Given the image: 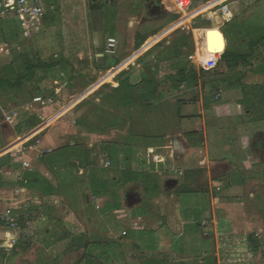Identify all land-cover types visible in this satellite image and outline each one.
<instances>
[{"label":"crops","instance_id":"obj_1","mask_svg":"<svg viewBox=\"0 0 264 264\" xmlns=\"http://www.w3.org/2000/svg\"><path fill=\"white\" fill-rule=\"evenodd\" d=\"M260 1L193 0L186 15L172 0L71 1L92 19L94 44L73 57L70 50L51 60L29 55L33 65L42 63L34 76L0 88L6 143L0 153L12 158L4 165L0 160V264H79L88 253L110 264H264L249 241L264 232V28L241 29L264 18ZM173 14L182 18L169 21ZM198 18L208 26L193 27ZM144 19L158 23L156 30L142 31ZM127 22L133 50L119 46ZM183 26L196 48L185 43L176 49L177 41L167 39ZM211 30L220 31L224 47L217 68L204 70L197 62L204 57L199 40ZM111 37L118 41L117 57L105 53ZM137 37L144 40L138 49ZM135 90L140 100L130 97ZM20 109L38 119L23 134L15 122ZM91 114L102 118L100 128L92 126ZM156 129L162 133L154 135ZM101 139L109 142L107 161L116 173L147 164L136 172L140 178L147 173L148 183L139 184L157 197L154 203L139 192L126 196L127 202L140 197L128 208L91 196V166L82 164L81 154L92 153ZM66 148L72 150L60 151ZM163 185L173 193H164ZM234 193L237 198L229 196ZM6 214L20 226L16 249ZM81 236L112 243L78 248L72 240Z\"/></svg>","mask_w":264,"mask_h":264},{"label":"rangeland","instance_id":"obj_2","mask_svg":"<svg viewBox=\"0 0 264 264\" xmlns=\"http://www.w3.org/2000/svg\"><path fill=\"white\" fill-rule=\"evenodd\" d=\"M71 1L72 0H48L47 2H45L48 14H47V19L45 20V23H44V27L40 32L32 34V35H26L25 33H23L20 28L19 21L15 18L7 19V20H4L2 23H0V47H2V45L4 44L8 45V48L5 50L4 53L2 52L3 50H0V52H2L0 53V80L3 78H7V79H12L13 81H15V79L17 78V72L21 74L25 73L24 67L27 64L26 59L29 55H34L36 58L41 59V60H48V59L51 60V59H54L55 54H58L59 56H62L64 54L66 56V52L70 50V55L73 57L75 56V54L78 53L79 50H82V52L83 50L86 51L92 44H94V42L96 41L97 35H95L92 32L93 30L92 29L93 22L91 21L92 19L89 17L88 12L86 10H84L83 13H77L74 10L75 7L71 5ZM259 5H261V7L262 6L264 7V0H261ZM51 7H53V10L50 9ZM54 9H58V11H55ZM254 9H256V7ZM177 17L178 19L182 18L181 15L179 14L178 15L173 14L171 18H169V21H172ZM201 20L202 18H198L196 22L193 21L194 23H192V26L193 27H197V26L207 27L208 25L202 22ZM256 20H261V21H251L249 22L251 24H245L244 27H241V29L243 28L251 29V27H258L260 26V24H262L261 26H263L264 28V18L263 19L260 18ZM146 21L148 20H145V19L143 20L144 23H146ZM166 24L167 23H165V25ZM183 24L184 23H182L181 25ZM157 25L158 23H153L152 25L149 26L146 23V25H142L140 28L143 29L142 31L152 32L153 30H156ZM126 27L127 29H126L125 35H121L120 37H118L119 44H120L119 46L120 48L125 47V48H131L133 50L134 48L133 45L129 44L130 32L129 31L127 32V30H129L131 26L128 24V22H127ZM107 28H108L107 32H112L111 30H109V27ZM234 28L240 29L238 26L237 27L234 26ZM184 33L186 34L184 35ZM183 36H186L189 39L186 42L187 46L193 44L195 48L197 47V43L195 41V38L192 32H188L184 26L181 27L179 30H177L174 34L170 36V38H167V39L178 42ZM199 36L200 37L203 36L201 32L199 33ZM4 37H5V40H4ZM199 41L203 42V39H200ZM36 62L37 61L35 60V63ZM15 64L17 66H15ZM140 95L141 94L139 93V91L135 90L133 94L130 95V97H132L134 100L136 99L140 100ZM117 101L118 103L122 102L121 96L119 97ZM1 115L2 114L0 113V116ZM91 115L90 117H91L92 126L100 128L101 124H99V122L100 120H102V118H100L99 116L100 118L99 120L97 116H94L93 114ZM36 117L37 116L34 115L33 112L23 111L20 109V112H18L17 114L18 120L15 122H17V124L19 123V125H17L18 127L21 126L20 132L22 134L23 132L27 131L31 123H34L35 121L38 120ZM139 119L142 121L144 120L141 118ZM9 120L10 122L14 123L13 119L10 118ZM131 121L133 125L136 123V119H132ZM107 132H108L107 135L110 136L109 134L111 132L110 131H107ZM135 133L137 132L135 131ZM152 133L154 135H159L162 132L156 129V130H152ZM108 143L109 142H105L104 140L101 139L94 144V147L90 148L93 150V152L91 153L90 159L93 161L92 163L95 167L91 166L89 168V172H90L89 175L90 176L94 175L96 173L95 172L96 170L98 172V174L96 175L101 179L107 180V182L109 183V191L111 193L115 192V193L122 194V198H121L123 201L122 206H125L126 208L130 207L128 202L126 201V196L129 193L139 192L141 196L143 197L142 201L148 204L154 203L157 197L145 195V193L143 192V190L145 189L144 186L139 184V182L141 183L145 182V184H147V178H146L147 173L144 172L145 175H143V177L140 178L142 173L136 172L140 169L148 170V167L146 166L147 164L143 166V165H140L139 163L138 164L135 163L133 165H130L129 166L130 169H128L127 171H121V172L118 171L116 173L115 168L111 166L106 167V164L108 163L107 154H108V150L110 147ZM3 144H6V143L3 139V136L1 138V133H0V146H2ZM150 153L152 154V152ZM6 154L7 152L0 153V160H3L2 161L3 165L10 163L12 160V158L10 156H6ZM90 176L89 178H91ZM89 178L88 180H89L91 196H92L91 181ZM133 182L134 184H131ZM127 183L129 185L125 186ZM162 189H164V193L166 194H168V192H170L171 194L173 193L172 192L173 189H166L164 185ZM237 194L238 193H234V194H230L229 196L237 198L238 197ZM122 212H127V210L124 209ZM24 223L25 222H22L21 224L24 225ZM25 227L27 229L32 228V226H28L27 224H25ZM31 231L32 230H29V234ZM17 233L20 235V231H18ZM12 240H10L9 244L10 246L14 247L16 244H13ZM256 240L258 244V250H261L260 252L264 254V232L262 231L258 232L256 236ZM90 243L96 244L98 246L100 245L104 249H107L109 246V243H112V241L109 238H104L101 240L98 239L95 243H92V242ZM23 247H26V246H23ZM112 253L114 256L115 252L112 251ZM106 256H109V255H106ZM107 259L108 261H106ZM107 259L106 258L103 260L101 259L102 262L100 263L110 264L108 263L109 258ZM197 260L199 259H196L194 261L196 264L200 263L199 261H202V260H199L197 263ZM209 264H212V261Z\"/></svg>","mask_w":264,"mask_h":264},{"label":"built area","instance_id":"obj_3","mask_svg":"<svg viewBox=\"0 0 264 264\" xmlns=\"http://www.w3.org/2000/svg\"><path fill=\"white\" fill-rule=\"evenodd\" d=\"M182 15L190 14L193 8V0H172ZM53 9V7L51 8ZM224 14H229L227 7L223 8ZM47 7L44 0H0V23L4 20L15 18L19 21L20 28L26 35H32L40 32L43 27L45 20L47 19ZM2 47H0V50ZM105 53L111 57H117L118 55V41L116 38H109L107 41V47ZM191 60H195V55L190 56ZM218 58L211 59L207 63L203 60H199L198 66L204 70H212L218 66ZM35 102L44 103L42 98L37 97L34 99ZM111 164L108 162L106 167H110ZM24 169H31V165L24 161L22 162ZM3 219L7 223L8 227L12 231H20L15 218L10 214H6ZM18 233L15 234V238L12 240L13 244H16L18 240Z\"/></svg>","mask_w":264,"mask_h":264},{"label":"trees","instance_id":"obj_4","mask_svg":"<svg viewBox=\"0 0 264 264\" xmlns=\"http://www.w3.org/2000/svg\"><path fill=\"white\" fill-rule=\"evenodd\" d=\"M5 40V37H4ZM187 42V39L185 36H183L178 42H177V46H175L176 49L181 48L184 46V44ZM144 43V40H141L137 37V41H136V48L138 49L139 47H141ZM223 60H224V56H223ZM27 64L25 65L24 69H25V74L24 75H19V73H17L18 77L16 79V83H13L12 79H1L0 80V88H13L16 86H20L22 84V81L28 78H32L34 76V69L37 68L38 66H41L42 63L39 62V64H32V60L29 58V56L26 59ZM150 87H152V84H149ZM154 90L157 89L156 86H153ZM155 91L153 93V96L155 95ZM152 96V95H151ZM153 99V97H152ZM150 99V100H152ZM36 125V122L31 123L29 125V128H33ZM29 130V129H28ZM68 150H72L69 148L66 149H62L60 151H68ZM59 151V152H60ZM74 152V151H73ZM91 153L90 151H87L86 149L84 150V152H82L81 154V161L83 162L82 164H86V166H94L93 165V161L90 159ZM71 169L77 168L78 165H76V163L70 162L68 163ZM82 166V165H81ZM90 181H91V189H92V195L95 197H112L114 202H115V207H121L122 205V199H121V195L119 193H111L109 191V183L107 182V180L105 179H101L99 178L97 175H91L90 176ZM148 183V182H147ZM157 186V183H156ZM33 206V205H32ZM249 241L251 243V248L257 249L258 248V244H257V240L253 238V236L249 237ZM72 243L74 246H77L78 248H87L91 245L90 240L87 237L81 236L79 238H75L72 240ZM257 244V245H256ZM255 245V246H254ZM18 247V245L14 246V249H16ZM101 257L99 256H94L92 253H88L86 254L83 259L79 262V264H101Z\"/></svg>","mask_w":264,"mask_h":264},{"label":"bare ground","instance_id":"obj_5","mask_svg":"<svg viewBox=\"0 0 264 264\" xmlns=\"http://www.w3.org/2000/svg\"><path fill=\"white\" fill-rule=\"evenodd\" d=\"M218 31L211 30L209 34L203 39V51H204V57L203 61L208 62L210 59L218 58L222 51V40L218 34ZM201 59V58H200ZM108 80V79H107ZM15 235L12 233L10 236V239H14Z\"/></svg>","mask_w":264,"mask_h":264},{"label":"water","instance_id":"obj_6","mask_svg":"<svg viewBox=\"0 0 264 264\" xmlns=\"http://www.w3.org/2000/svg\"><path fill=\"white\" fill-rule=\"evenodd\" d=\"M218 34H219L220 38H222V42H223V37H222V34L220 33V31ZM222 46L224 47V43L222 44ZM101 60L103 63V59H101ZM101 60H100V63H101ZM117 63H118V61L116 59H114L113 65H117ZM127 199H128V202L130 205H133V204L138 203L140 201V197L138 195H135V194L130 195Z\"/></svg>","mask_w":264,"mask_h":264}]
</instances>
